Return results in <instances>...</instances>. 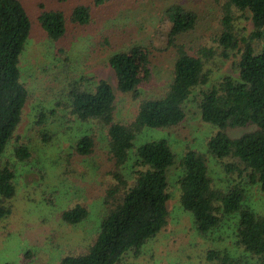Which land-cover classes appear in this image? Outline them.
Wrapping results in <instances>:
<instances>
[{"label":"trees","instance_id":"trees-1","mask_svg":"<svg viewBox=\"0 0 264 264\" xmlns=\"http://www.w3.org/2000/svg\"><path fill=\"white\" fill-rule=\"evenodd\" d=\"M106 1L78 0L67 12L39 4L35 22L56 45V59L65 63L71 60L65 38L74 40L83 27L91 25L96 10ZM164 13L170 21L165 48L134 42L126 50L114 51L107 63L114 71L115 86L99 79L87 88L84 82L88 78L81 76L67 83L65 96L54 108L36 115L34 127L44 143L54 137L46 125L57 111L66 112L71 120L97 124L106 130V157L100 165L104 168L99 184L104 206L100 225L87 246L63 255L58 264H118L129 252L138 257L144 244L168 222V175L174 167L180 171V206L192 214L196 231L207 236L226 216L236 215L235 245L255 264H264V213H256L244 203L247 185H258L264 192V0H221L211 21L212 32L198 34L190 41L188 36L200 27V15L180 4L169 6ZM246 19L253 21L250 30L241 25ZM32 26L20 0H0V156L30 98L22 78L21 57ZM167 55L172 65L166 86L159 94L146 96L143 86L150 83L154 67L160 66V59L165 61ZM227 61L233 73L212 76L214 69L208 64ZM115 90L137 101L136 113L128 122L116 120ZM188 104L195 107L203 122L215 127L206 139L204 152L187 148L176 160L165 138L135 145L137 134L145 128H172L182 123ZM237 127L251 129L237 136L227 132ZM71 150L79 159L95 156V137L85 133L75 138ZM31 156L27 142L19 141L14 146L17 161H28ZM209 158L217 162L224 186L214 183ZM15 193L12 165L0 162V221L12 213ZM88 213L87 206L79 203L63 210L59 217L66 224L78 225ZM33 256L30 249L26 250L21 264H31ZM202 261L239 262L219 248L207 249Z\"/></svg>","mask_w":264,"mask_h":264},{"label":"rangeland","instance_id":"rangeland-1","mask_svg":"<svg viewBox=\"0 0 264 264\" xmlns=\"http://www.w3.org/2000/svg\"><path fill=\"white\" fill-rule=\"evenodd\" d=\"M20 1L33 21L32 34L21 57L22 78L30 98L13 138L0 156L1 163L12 165L16 182V193L11 200L12 213L0 221V264H21L28 249L34 254L31 264H58L63 255L87 246L100 225L104 212L99 187L104 168L100 165L106 157V130L97 124L71 120L66 112L57 111L46 125L54 137L44 143L34 127L36 115L54 108L65 96L67 83L81 76L88 78L84 82L87 88L93 87L99 79L115 86L114 71L107 63L108 56L114 51L126 50L134 42H151L158 49L165 48L170 21L164 11L173 4L193 9L200 15V27L188 36V41L198 34L208 35L212 32L209 30L211 21L221 0H107L96 10L91 25L83 27L74 40L65 38L70 45L68 55L71 57L67 63L54 57L56 45L54 47L48 41L35 18L40 3L46 8L67 12L78 0L67 3ZM243 24L248 30L254 26L251 19L244 20ZM160 61V66L153 69L150 83L143 86L146 96L159 94L170 78L172 58L167 55L165 61L162 58ZM221 64H208L214 69L212 76L233 73L229 61ZM115 93L116 120L128 122L136 113L137 101L130 94L117 90ZM185 110L186 118L182 123L172 128H145L137 134L135 145L165 138L176 160L187 148L204 152L206 139L215 127L203 122L192 104ZM248 129L251 127H237L227 132L237 136ZM85 133L95 137L98 152L93 157L79 159L72 155L71 145L75 138ZM19 141L27 142L31 148L32 156L28 161H17L13 157V148ZM208 161L214 183L224 186L217 162L212 158ZM179 174L174 167L168 175L170 197L166 226L144 244L138 257L129 252L118 264H203L204 253L209 248L226 250L239 261L238 264H255L235 245L236 215L226 216L207 236L196 231L192 214L184 211L179 203ZM79 203L87 206L88 216L78 225L64 223L60 213ZM244 203L256 213H264V192L258 185H247Z\"/></svg>","mask_w":264,"mask_h":264}]
</instances>
